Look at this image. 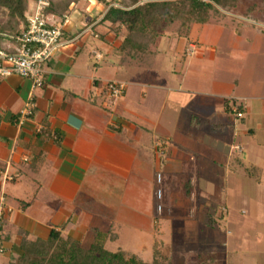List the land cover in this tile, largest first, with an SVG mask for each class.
<instances>
[{"label":"rangeland","instance_id":"1","mask_svg":"<svg viewBox=\"0 0 264 264\" xmlns=\"http://www.w3.org/2000/svg\"><path fill=\"white\" fill-rule=\"evenodd\" d=\"M116 1L95 3L108 10ZM30 2L29 18L40 0ZM78 4L88 10L94 2ZM10 23L2 12L0 25ZM161 34L154 53L146 56V65L128 66L121 75L143 83L139 91L129 89L131 110L149 121L145 126L153 129L158 124L157 136L170 132L177 144L185 146L178 150L195 164L173 182H164L162 174L163 186L153 187L150 223L130 218L114 221L110 230H95L93 244L101 243L111 252L125 251L146 263H152L157 253L172 264H264V0H237L235 8L212 13L207 24L187 26L176 21L164 26ZM183 55L187 56L184 67ZM159 86L165 89H153ZM234 99L250 109L245 121L225 111L224 102ZM238 106L234 105V112ZM225 123L235 128L216 130L215 125ZM252 129L255 135L249 133ZM231 145L243 147L245 153L235 157L247 162V168L258 166V175L247 179L240 164L232 166L234 173L212 162H224V150ZM27 183L23 180L21 186L10 184L0 191V264L17 262L22 255L19 232L24 231L22 221L15 223L21 229L18 234L12 229L1 200L6 192L28 200ZM158 189L163 199H157Z\"/></svg>","mask_w":264,"mask_h":264},{"label":"crops","instance_id":"2","mask_svg":"<svg viewBox=\"0 0 264 264\" xmlns=\"http://www.w3.org/2000/svg\"><path fill=\"white\" fill-rule=\"evenodd\" d=\"M92 2L88 10L75 5L61 24L63 36L45 63V84L34 91L36 109L29 120L21 124L32 83L18 75L0 79V191L10 184L21 186L23 180L31 187L28 200L4 194L5 218L17 234L21 229L15 223L22 221L32 241L56 229L86 249L95 242V230H110L114 221L150 223L158 175L173 182L195 164L178 150L185 146L177 144L170 132L157 136L159 125L145 126L149 121L131 110L129 89L139 91L143 83L121 73L146 63L124 62L118 51L121 39L102 23L107 8ZM183 56L184 67L187 56ZM109 82L125 84V94L111 97ZM153 89L160 92L165 87ZM234 100L224 102L225 111L236 115L234 105H241L240 119L245 121L250 109ZM215 126L223 132L235 128L231 123ZM242 149L231 145L224 150V162H212L235 173L232 166L247 163L235 157L245 153ZM251 167L258 175L259 167ZM163 198L162 192L157 199Z\"/></svg>","mask_w":264,"mask_h":264},{"label":"trees","instance_id":"3","mask_svg":"<svg viewBox=\"0 0 264 264\" xmlns=\"http://www.w3.org/2000/svg\"><path fill=\"white\" fill-rule=\"evenodd\" d=\"M37 1V0H36ZM80 0H49L44 15L59 20L62 24L66 13ZM237 0H118L111 5L102 19L121 44L118 51L124 62H145L147 54L154 53L157 42L162 38L164 26L181 21L182 25L207 24L211 14L218 9H232ZM30 0H0V15L5 12L10 26L0 25V50L15 52L18 39L28 27ZM145 57V58H144ZM243 107L237 108L241 113ZM243 168V175L252 179L257 172L254 167ZM1 172V171H0ZM258 177V176H257ZM190 194V193H189ZM19 248L22 255L11 264H172L169 258H159L156 253L152 263H146L125 251L111 252L103 244L95 243L84 248L80 241L52 229L47 239H27V233L20 231Z\"/></svg>","mask_w":264,"mask_h":264},{"label":"built area","instance_id":"4","mask_svg":"<svg viewBox=\"0 0 264 264\" xmlns=\"http://www.w3.org/2000/svg\"><path fill=\"white\" fill-rule=\"evenodd\" d=\"M43 6V7H42ZM49 3L40 0L39 8L33 17L29 18L28 27L18 39V46L13 53L0 50V79L18 75L32 83V91L25 109L22 111L21 124L29 120L36 109L34 91L42 89L45 84V63L53 56L60 45L63 30L60 23L51 22V17L44 15V9ZM125 84L109 82L107 90L114 99H119L125 94ZM237 112V110H235ZM241 118L242 114L237 113ZM157 184L162 183L161 175H158ZM157 197H162V190H157ZM159 209H161L159 207Z\"/></svg>","mask_w":264,"mask_h":264}]
</instances>
